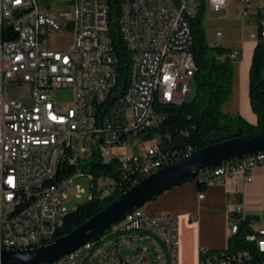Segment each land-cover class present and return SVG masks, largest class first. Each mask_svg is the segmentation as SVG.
<instances>
[{
    "label": "built area",
    "instance_id": "2783aa9c",
    "mask_svg": "<svg viewBox=\"0 0 264 264\" xmlns=\"http://www.w3.org/2000/svg\"><path fill=\"white\" fill-rule=\"evenodd\" d=\"M205 0H121L120 29L131 54V79L124 95L110 101L117 85L118 59L109 35V0H72L54 11L38 0H0V239L4 249H32L51 242L61 230L62 203L84 190L77 179L88 178L91 194L109 195L113 178L94 179L83 170L94 158L119 162L126 185H135L141 169L148 176L159 166L179 160L157 138L144 153L126 151L142 135L162 126V108L180 106L195 95L196 64L192 53L191 19ZM229 0H208L212 11ZM247 17L250 0H238ZM264 26V18H261ZM71 30L67 50H54L50 36ZM264 36V30L262 31ZM220 38L221 34L218 33ZM257 37V36H256ZM239 52L232 53L236 60ZM71 90L72 101L59 95ZM83 145L78 146L77 142ZM122 150V151H121ZM77 167L60 177L64 165ZM264 172V153L229 163V168L200 174L206 187L253 181ZM123 183V184H124ZM200 200L205 198L201 192ZM264 205V198H263ZM229 223L239 231L243 212ZM192 218V222H196ZM105 233V232H104ZM264 253V230L247 237ZM181 236L174 215L139 216L103 243L87 247L62 264H180ZM236 259V258H235ZM202 264H229L207 258Z\"/></svg>",
    "mask_w": 264,
    "mask_h": 264
},
{
    "label": "trees",
    "instance_id": "16d2710c",
    "mask_svg": "<svg viewBox=\"0 0 264 264\" xmlns=\"http://www.w3.org/2000/svg\"><path fill=\"white\" fill-rule=\"evenodd\" d=\"M203 7L204 5L191 19L192 53L196 64L195 99L185 102L182 106L167 105L163 107L162 111L166 120L162 126L142 135V139L145 141L161 139L160 146L163 149L172 150L180 155H186L189 152L234 138L264 133V36L262 35L264 26L260 20L256 37L257 44L249 74L250 104L258 120L257 125L253 126L240 115L222 112V107L232 96L235 60L231 58L232 51L230 49L220 44H209L204 26ZM120 15L121 0H109V35L118 59V81L110 101L124 95L131 79V54L121 34ZM77 169V167L65 164L60 177H69ZM83 170L93 174L95 180L113 178L117 183V188L106 196H103V192L94 191L90 201L67 212L58 237L69 234L87 222L120 194L132 187L124 183L118 161L106 163V161L92 158ZM140 177H144L142 171H140ZM198 183L201 190L206 188L204 183ZM238 224L239 231L236 235L229 237L227 248L201 253V264L207 258L214 259L215 257L225 259L229 261V264H264V253L260 252L256 242L247 239L251 234L258 235V231L253 230L248 218L239 219Z\"/></svg>",
    "mask_w": 264,
    "mask_h": 264
},
{
    "label": "crops",
    "instance_id": "0c3cea01",
    "mask_svg": "<svg viewBox=\"0 0 264 264\" xmlns=\"http://www.w3.org/2000/svg\"><path fill=\"white\" fill-rule=\"evenodd\" d=\"M250 1L252 8L249 16L240 21L226 20V25L230 26L224 31H216L212 45L220 44L232 53L239 52L234 62L232 96L225 108L227 113L240 115L249 124L256 126L258 120L250 104L249 74L257 44L258 23L264 18V0ZM236 10L242 13L240 2L229 0L224 10L212 11V19L215 12H219V18L225 19ZM218 33L221 34L220 38L217 37ZM252 178L251 183L229 179L225 185H212L204 190L200 189L199 179L196 178L164 192L148 202L143 211L152 215L176 216L181 236L182 264H201V253L227 248L229 223L241 216L240 211L250 220L253 230H264L263 170H254ZM201 192L205 193L203 200L199 198ZM192 218L197 221L192 222Z\"/></svg>",
    "mask_w": 264,
    "mask_h": 264
},
{
    "label": "water",
    "instance_id": "95a60500",
    "mask_svg": "<svg viewBox=\"0 0 264 264\" xmlns=\"http://www.w3.org/2000/svg\"><path fill=\"white\" fill-rule=\"evenodd\" d=\"M195 95L190 101H193ZM264 153V133L247 135L194 151L142 179L69 234L32 249L0 250V264H45L96 240L113 224L164 192L217 166ZM252 220V219H251Z\"/></svg>",
    "mask_w": 264,
    "mask_h": 264
},
{
    "label": "rangeland",
    "instance_id": "374dc122",
    "mask_svg": "<svg viewBox=\"0 0 264 264\" xmlns=\"http://www.w3.org/2000/svg\"><path fill=\"white\" fill-rule=\"evenodd\" d=\"M38 3L41 7H46L54 11H59L71 7L72 0H38ZM203 14L206 37L209 44L215 42L216 31H224L225 28L230 26L226 25V20L240 21L243 19V17H245L242 13H238V11L236 10L232 15H229L225 19L219 18V12H215L214 17L212 19L211 9L208 0L204 1ZM238 25L241 26V23H238ZM229 34H231V29L229 30ZM72 42L73 35L71 30H65L61 34L50 36V43L54 50H67L72 45ZM59 98L60 102L69 104L73 98L72 91L67 90L61 92ZM225 105L226 103L222 107V112L227 113ZM154 142L155 141H145L141 138L137 140L133 145H131L129 150H127L126 152L129 154L144 153ZM77 145L82 146V141H78ZM75 185H79L84 190V194L81 199H78L75 196H70L69 199L65 200L62 203V208L65 209L67 212L73 211L74 209H76L77 206L86 202L91 194V182L88 178L77 179L75 181ZM141 210H143V207L141 208ZM180 264H182L181 260Z\"/></svg>",
    "mask_w": 264,
    "mask_h": 264
},
{
    "label": "bare ground",
    "instance_id": "6f19581e",
    "mask_svg": "<svg viewBox=\"0 0 264 264\" xmlns=\"http://www.w3.org/2000/svg\"><path fill=\"white\" fill-rule=\"evenodd\" d=\"M190 100H181L180 101V106H182L185 102H188ZM172 163V162H170ZM164 166H159L156 169H154V172L158 171L159 169H161ZM219 168H229V163L227 164H223L220 166L215 167L214 169L211 170H219ZM140 171H142V175L144 177H148V169H141ZM200 176L197 178L199 179ZM67 211H65L62 215H61V225L63 222V219L66 215ZM140 215V209H136L133 212H131L130 214H128L123 220H120L119 222L113 224L109 229H107L105 231V233H103L102 235H100L96 240H93L91 242H88L84 245H82L81 247H79L78 249H76L75 251H73L70 254L64 255L62 257H60L59 259H57L56 261L52 262V263H45V264H62V262H66L69 258H74L75 256H78L81 252H83V250H85L87 247H96L99 243H103L105 240V234H112L114 231H116L117 229L121 228V226H124L126 223L129 222L130 218H133L135 216H139ZM60 230H54V237H58ZM233 236V235H230ZM49 242H41V245L47 244ZM4 249V239H0V250Z\"/></svg>",
    "mask_w": 264,
    "mask_h": 264
}]
</instances>
